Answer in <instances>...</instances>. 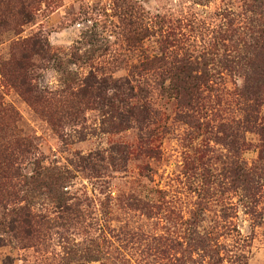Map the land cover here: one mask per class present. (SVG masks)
I'll return each mask as SVG.
<instances>
[{"label":"rangeland","instance_id":"rangeland-1","mask_svg":"<svg viewBox=\"0 0 264 264\" xmlns=\"http://www.w3.org/2000/svg\"><path fill=\"white\" fill-rule=\"evenodd\" d=\"M0 264H264V0H0Z\"/></svg>","mask_w":264,"mask_h":264},{"label":"trees","instance_id":"trees-1","mask_svg":"<svg viewBox=\"0 0 264 264\" xmlns=\"http://www.w3.org/2000/svg\"><path fill=\"white\" fill-rule=\"evenodd\" d=\"M40 45V44H39ZM32 49H34V50H36V49H38L39 50V48H37V43L35 42V43H32ZM40 52V51H39ZM38 53V52H37ZM92 80L91 79H88L86 82H84V85H83V87H82V89L81 90H79V92L77 93V95H79V96H81V97H83V98H86V97H90V98H96V99H99V100H101V98H102V96H101V94H98V92L100 91V88L98 87V86H95L94 84H91L90 82H91ZM94 83H98V82H94ZM103 83V82H102ZM120 89H123V87L121 86L120 88L118 87V86H115V85H113L109 90H111V91H114V92H116V93H120L121 95H123V96H125V97H123L122 99H121V104H125V98L126 97H128V99L130 100V95L129 94H127L126 93V91H125V93H126V95L123 93V92H121L120 91ZM132 109H134V107H130V106H127V111H125V114H127V115H129V113L131 112V115H133V113H132ZM130 116V115H129ZM25 145V144H24ZM26 150V149H25ZM19 152V151H18ZM18 152L16 151V154H18ZM23 152V151H22ZM22 152H19L20 154H26V152H27V150L26 151H24L23 153ZM14 154H15V151L13 150V152H11L10 153V158H11V156H12V158L14 157ZM20 154H18V155H20ZM23 156V155H22ZM12 161H13V159H12ZM14 168V166L12 167V169ZM15 170H17V169H15ZM18 171V170H17ZM249 177V176H248ZM60 199H58V207L61 209V211L63 212L64 211V209L65 208H62L61 206H60ZM25 212L23 213V215H22V224L24 225V226H26L27 228L28 227H32V219H33V217H32V215L30 214L31 212H30V210H29V212H28V210H24Z\"/></svg>","mask_w":264,"mask_h":264}]
</instances>
